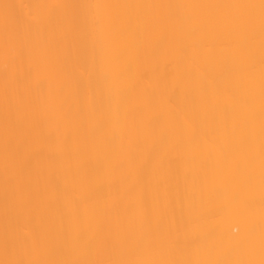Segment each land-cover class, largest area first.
Wrapping results in <instances>:
<instances>
[{"label": "bare ground", "instance_id": "6f19581e", "mask_svg": "<svg viewBox=\"0 0 264 264\" xmlns=\"http://www.w3.org/2000/svg\"><path fill=\"white\" fill-rule=\"evenodd\" d=\"M0 264H264V0H0Z\"/></svg>", "mask_w": 264, "mask_h": 264}]
</instances>
